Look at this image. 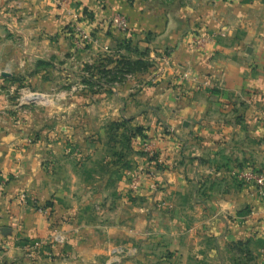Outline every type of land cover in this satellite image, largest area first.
<instances>
[{
	"label": "crops",
	"instance_id": "0c3cea01",
	"mask_svg": "<svg viewBox=\"0 0 264 264\" xmlns=\"http://www.w3.org/2000/svg\"><path fill=\"white\" fill-rule=\"evenodd\" d=\"M65 1L0 0V83L54 101L22 129L0 121V264H264V196L238 173H264V0ZM67 11L92 39L76 62ZM119 44L150 71L96 96L58 90ZM119 120L150 133L144 153L109 143ZM117 245L137 253L114 261Z\"/></svg>",
	"mask_w": 264,
	"mask_h": 264
},
{
	"label": "rangeland",
	"instance_id": "374dc122",
	"mask_svg": "<svg viewBox=\"0 0 264 264\" xmlns=\"http://www.w3.org/2000/svg\"><path fill=\"white\" fill-rule=\"evenodd\" d=\"M223 1L227 2V3H234L238 0H223ZM70 31H71V28H70ZM70 31H69V34L72 32V31L71 32ZM72 33H71V35H72ZM211 38H212L211 36L206 37V38L202 37V36H199V37L196 36V37H191V42L195 43L194 46L199 48V46L203 47L205 44L212 42ZM78 40L79 39H78L77 35L71 36V41L73 43L74 49L72 50L70 58L72 59L73 62H76L81 57L82 52L86 51L85 49H83V48H85L84 46H82V48L78 47V43H80V41H78ZM198 40H202L204 42L201 45H199L197 43ZM84 44H86V43H84ZM114 50H115V52H113V53L107 54V53L101 52V53H98L97 55H95L94 60L96 63H93L92 65H96L99 62V60H103V59H105L106 61H107V59L108 60L118 59L116 48H114ZM119 54L120 55H126V54H122V53H119ZM134 57H137V56H134ZM144 61H147V63L152 62V61L148 60L147 58H144ZM165 66H167V62H165ZM111 67H113V66L111 65L109 68L111 69ZM93 74L94 75L97 74L96 71H94ZM139 74H141V73H139ZM67 75H69L71 80L69 83H66V85H64L63 87L58 88L59 91H61V92H62V90L66 91V93H68V96L71 95V97L74 99L77 97L80 98V95H82V93L88 92V87L85 85L84 80H86V77L89 78L91 76L86 74V72L84 70V66H81L79 68L74 69L73 73L69 72V74H67ZM99 75L101 76V74H99ZM95 79H101L100 80L101 82L107 83L106 82L107 78H105L106 79L105 80L102 77L99 78L98 76H95ZM72 88H75V91H73V93H71ZM36 89H33V87L31 86L30 83H25L23 81H20V79H18V77H15V76L10 77V79L8 81L1 82L0 83V96H3L6 98L9 107L7 108L8 109L7 115H0V121L4 120L5 122L9 123L11 126L22 129V128L26 127L27 124L30 122L31 117L33 116V113L34 114L40 113L41 115H43V114H45V110L52 108L54 101L45 97V96H43L42 98L40 97L35 102H32V101L30 102L28 100V98L26 97L28 92H30V93H44V91H39V90H43L41 87L36 88ZM107 89L108 88H103V90H107ZM53 90L54 91H52V93L54 95L59 94L57 89H56L57 91H55V89H53ZM110 90H112V89H110ZM56 102L57 103L61 102L58 104L59 107H61V106H64L65 103H67V104L71 103V102L74 103L75 101L71 100V98L70 99L67 98L65 100V98L63 97L62 101H59L56 99ZM28 109H30L31 111L34 110L32 113H30L32 115L31 117L29 116V112H27ZM84 122H85L84 120H81V116H79V117H77V119L74 118V120H71L70 123H72V126L81 127V125L84 124ZM75 133H77V131ZM146 133H147V137L150 136V133H148V132H146ZM158 134H161V133H157V135ZM116 139H117L118 143H120L122 145L125 143L123 136L118 135ZM135 139L136 140L133 143L135 145H136V143L138 145H141L142 139L140 137H137ZM148 140H149V137L147 138V141L145 142V144H147ZM137 147H139V146H137ZM142 152H144L143 147H142ZM152 156H155V155L153 154ZM243 172H244L243 170H240L238 173H243ZM132 186H133V183L131 184V188H132ZM234 250L236 251V249H234Z\"/></svg>",
	"mask_w": 264,
	"mask_h": 264
},
{
	"label": "trees",
	"instance_id": "16d2710c",
	"mask_svg": "<svg viewBox=\"0 0 264 264\" xmlns=\"http://www.w3.org/2000/svg\"><path fill=\"white\" fill-rule=\"evenodd\" d=\"M72 33V32H71ZM119 44L116 48L118 59L115 60H108L105 59L99 60V62L96 65H85L84 70L87 75H90L91 77L84 80L85 85L88 87V93H90L92 96L99 95L100 92L103 91H109L111 88L109 87L107 90H103L104 85H113L117 83L123 82L126 78V75L129 74H146L150 71L152 68L151 63H147V61H144V58H146L147 52L146 51H139L137 49H130L129 47ZM120 48H124L127 52H130L132 55L137 56L134 57V59H131L130 57L126 55H120L121 53ZM111 69L109 68L110 66ZM96 71L97 74H93V72ZM101 74V76L99 74ZM95 76H98L99 78H107L106 82H101V79H95ZM110 78V79H109ZM131 123L130 120H119V121H113L108 126V140L109 143L112 145H119L123 147L124 149L133 148L132 143L136 140L135 138L140 137L142 139L141 148L143 147V144L147 141V130L135 126L131 127L129 124ZM123 136L125 143L122 145L118 143L117 136ZM139 153L141 152L138 150ZM144 153V152H143ZM114 155V154H113ZM155 156H152L150 161L157 160V154L154 153Z\"/></svg>",
	"mask_w": 264,
	"mask_h": 264
},
{
	"label": "built area",
	"instance_id": "2783aa9c",
	"mask_svg": "<svg viewBox=\"0 0 264 264\" xmlns=\"http://www.w3.org/2000/svg\"><path fill=\"white\" fill-rule=\"evenodd\" d=\"M51 1H53V3L61 9H64V10L68 9V2L65 0H51ZM67 13L69 14V17L71 18V21H72L71 29L73 30V34L77 35L79 39L78 41H80V43H78V47L80 48H82V46L85 47L87 44L92 42L91 37L88 35V33H86L83 29H81L79 25V21H80L79 15H77L73 11H67ZM114 23L119 32L126 33L128 31V28H129L128 22L122 16L116 15L114 17ZM203 42L204 41L202 40L197 41L199 45H201ZM102 51L107 54L115 52V50H112L111 48L109 49V47L107 46L103 47ZM165 62L167 61L164 59V63ZM127 77L129 76L127 75ZM208 84L209 82L202 83V85L207 86V87L210 86ZM115 85L116 84H113L111 86L104 85L103 88L110 87L112 89ZM73 91H75V88H72L71 93H73ZM26 97L28 98L30 102L31 101L35 102L36 100H38L40 97L42 98L43 96H40L37 93L28 92ZM262 120L264 122V115H262ZM240 177L247 182L254 183L259 188L258 189L260 190L259 193L262 196H264V173L259 174L254 171L244 170V172L241 173ZM40 213H44V210L41 209ZM136 253H137V249L135 247L126 246V245H117L111 249L110 256L114 261H120L121 259L132 258L133 256L136 255Z\"/></svg>",
	"mask_w": 264,
	"mask_h": 264
}]
</instances>
